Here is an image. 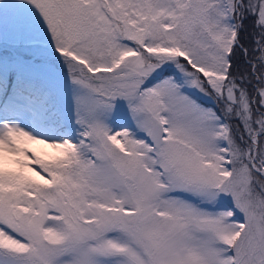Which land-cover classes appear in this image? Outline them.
<instances>
[{"label": "snow or ice", "instance_id": "snow-or-ice-1", "mask_svg": "<svg viewBox=\"0 0 264 264\" xmlns=\"http://www.w3.org/2000/svg\"><path fill=\"white\" fill-rule=\"evenodd\" d=\"M0 264H264V0H0Z\"/></svg>", "mask_w": 264, "mask_h": 264}, {"label": "rangeland", "instance_id": "rangeland-1", "mask_svg": "<svg viewBox=\"0 0 264 264\" xmlns=\"http://www.w3.org/2000/svg\"><path fill=\"white\" fill-rule=\"evenodd\" d=\"M260 29L257 28L253 22V19L250 17L249 19L245 20L244 22V31L240 34V43L249 49V59H252V50L255 48V39L258 38V33ZM253 33L257 34V37H254ZM237 69L240 71H244L247 69L249 72L251 69L249 68L248 64L244 60V57L240 51L237 52L236 60L234 61L233 71L235 72ZM255 83V81H253ZM251 85H249V90L251 91ZM219 110V109H218ZM33 150L37 151L39 154H54V150L48 148L45 145H29ZM47 158V157H46Z\"/></svg>", "mask_w": 264, "mask_h": 264}]
</instances>
